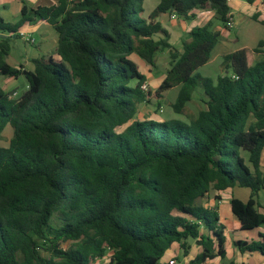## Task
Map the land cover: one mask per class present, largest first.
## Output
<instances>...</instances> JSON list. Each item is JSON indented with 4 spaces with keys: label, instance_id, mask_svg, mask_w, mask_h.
Returning a JSON list of instances; mask_svg holds the SVG:
<instances>
[{
    "label": "trees",
    "instance_id": "16d2710c",
    "mask_svg": "<svg viewBox=\"0 0 264 264\" xmlns=\"http://www.w3.org/2000/svg\"><path fill=\"white\" fill-rule=\"evenodd\" d=\"M144 1L25 5L15 24L0 14V75L29 83L18 99L0 86V140L13 130L9 145H0V264H95L108 248L109 264H169L166 252L179 244L188 256L191 239L203 252L190 264H204L226 256V238L218 212L200 202L235 187L252 195L248 202L232 198L240 221L234 231L264 227V59H254L264 56V42L225 55L215 81L198 70L220 33L211 24L196 27L180 52L158 18L213 10L226 25L229 1L158 0L149 16ZM40 20L58 32L59 58L35 59L33 72L13 67L12 37ZM165 50L166 77L145 93L147 78L131 56L155 66ZM176 87L171 106L188 124L136 118L142 104ZM199 87L206 108L195 115L187 105ZM235 245L264 255V233Z\"/></svg>",
    "mask_w": 264,
    "mask_h": 264
},
{
    "label": "crops",
    "instance_id": "0c3cea01",
    "mask_svg": "<svg viewBox=\"0 0 264 264\" xmlns=\"http://www.w3.org/2000/svg\"><path fill=\"white\" fill-rule=\"evenodd\" d=\"M57 2L58 0H0V14L5 22L15 24L21 18V12L25 5L31 8H37L39 6L54 5L57 4ZM158 4V0H145V15L149 16L156 9ZM228 4L231 8V14L234 21V27L232 29H228L226 25L221 23L216 12L213 10H195L192 17L188 20L179 17L173 18V14L169 13L163 14L158 18L163 27L171 34L170 44L180 52H183L184 40L190 38V32L196 27L211 24V29L220 33L219 41L212 51L210 61L198 70V73L202 76L210 77L215 81H217L218 77L224 73L222 70V63L225 55L244 48L253 50L259 46L260 42H264V0H229ZM234 30H236V32ZM21 31L31 34L33 38L35 35L38 36L39 41H37V44L36 41L34 44H30L26 41L28 44L33 45V50L29 49L27 56L21 61H14L15 63L11 62V59H14L12 57L11 47L10 53L7 56V62L10 65L16 68L23 67L24 69L33 72L35 70V59L42 57L59 58V34L49 22L40 20L33 24H26L19 30V33ZM19 33L17 35H19ZM7 37L8 34L2 35V38ZM159 38L160 36L156 37V39ZM159 54L160 53L155 57V64ZM131 58L139 64L142 74L147 78L146 82L151 86L150 89H153L155 92L165 79L166 71L170 67V64L169 67H166L164 72L160 71L156 66H153L149 70H144L142 65L145 61L141 57L134 54ZM254 59L255 62H259L264 59V56L255 53ZM1 82H5L8 86H15L16 83H19V78L15 79L0 75V86L5 89ZM174 90L177 91L176 96L178 97L180 87L165 92L163 98L167 97V95ZM196 97L202 104V107L198 108L197 111L192 106ZM205 100H207V97L203 88H197L193 95L192 102L187 105L189 111L198 115L201 109L206 108ZM173 103L171 102L170 105ZM153 116L139 118L138 120H150ZM182 118L189 122L187 116ZM160 121H162V118H160ZM261 169L264 171V149L261 157ZM237 188L243 189L244 192H239ZM245 189L247 188L235 187L228 189L225 192H211L207 196L210 201V207L208 208L216 210L220 217V225L224 230V236L226 238V256H217L214 259L207 260L204 264H264V255L262 253L242 251L235 245V242L237 241L250 242L258 240L260 234L264 233V227L252 230L237 229L234 231V228L238 227L240 221L232 211L231 200L234 197L244 202H248L251 198L252 192L250 189H248V191ZM259 201L264 205V189L259 193ZM261 211H263V209H261ZM201 252H203V247L197 244V242L192 243L189 255L186 257L184 256V260L182 261L183 264H190V262L195 259L196 255ZM181 253L182 251L179 244H175L166 252L162 262L169 263L172 259L177 261V257L178 255H181Z\"/></svg>",
    "mask_w": 264,
    "mask_h": 264
},
{
    "label": "rangeland",
    "instance_id": "374dc122",
    "mask_svg": "<svg viewBox=\"0 0 264 264\" xmlns=\"http://www.w3.org/2000/svg\"><path fill=\"white\" fill-rule=\"evenodd\" d=\"M220 22L222 23V21L220 20ZM236 32V30H234ZM36 44L37 41H39L38 36H34ZM11 47H12V57L14 58L13 60L11 59L12 63H15L14 61H21L22 59H24L27 56V52L29 49L33 50V45H30L26 42V40L24 38H17L15 36H13V39L11 41ZM35 49V47H34ZM170 54L168 50H165L163 52H160V54L158 55L157 59H156V64L155 66L157 68L160 69V71L164 72L166 70V67H169V60H170ZM144 70H149L150 68H152L153 66L150 65L149 63H145L142 65ZM2 85L5 87V89L7 90L8 93L11 94V97L13 98H20L23 93L25 91H27L28 87H29V83L27 81V79L23 76L19 78V83H16L15 86H8L5 82H1ZM151 88V86H150ZM152 92L153 89L151 90ZM177 91H171L167 97L163 98L160 100V102H158V100L156 98H152L150 101L144 103L141 105L139 112L137 114V119L139 118H144V117H150L153 116V120L155 121H160V118H162V121H169L171 119H176L184 124H188L189 122L184 120V118L182 117H186V115L183 114H177L174 112L172 106L170 105V103L175 102L177 99ZM193 108L197 111L198 108L202 107L201 102L199 101V99L196 97V100L192 103ZM13 136V130L10 127H7V129L5 130L4 134H3V140H0V145L2 146H8L9 145V140L12 138ZM237 190L239 192H244L243 189L237 188ZM246 191H248V188L245 189ZM214 192V191H212ZM202 205H204L205 207H210V201L208 200V198H204L203 200H201L200 202ZM60 220L58 215L56 214L52 220V224L55 226H59L60 225ZM196 242L195 240H190V243H194ZM73 246V242L72 241H68L66 244H64V248H70ZM41 253L43 255L48 256L49 253L47 251V247H44L41 250ZM109 260L110 257L106 256L105 259H100L98 264H109ZM184 260V256L181 253V255H178L177 257V262L178 264H181V262ZM97 262H95L96 264ZM183 264V262H182Z\"/></svg>",
    "mask_w": 264,
    "mask_h": 264
},
{
    "label": "built area",
    "instance_id": "2783aa9c",
    "mask_svg": "<svg viewBox=\"0 0 264 264\" xmlns=\"http://www.w3.org/2000/svg\"><path fill=\"white\" fill-rule=\"evenodd\" d=\"M229 1V0H228ZM173 18H177L178 16L173 14L172 15ZM227 28L228 29H232L234 27V21L233 19H231L227 24H226ZM19 35L21 37H23L24 39H26V41L30 44H34L35 43V40L34 38L32 37L31 34H27L25 32H20ZM142 89L144 90L145 93H149L150 92V85L148 82H145L143 85H142ZM114 250L111 249V248H108V256H111L113 254ZM100 259L97 260V263L99 262ZM169 264H177V261L175 259H172L169 261Z\"/></svg>",
    "mask_w": 264,
    "mask_h": 264
}]
</instances>
